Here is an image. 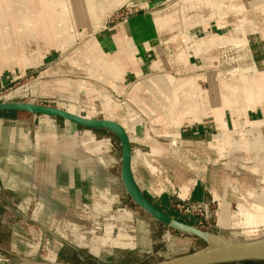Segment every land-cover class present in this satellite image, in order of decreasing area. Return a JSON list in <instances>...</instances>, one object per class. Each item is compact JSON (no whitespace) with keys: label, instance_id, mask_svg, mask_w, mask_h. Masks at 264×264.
Here are the masks:
<instances>
[{"label":"crops","instance_id":"crops-1","mask_svg":"<svg viewBox=\"0 0 264 264\" xmlns=\"http://www.w3.org/2000/svg\"><path fill=\"white\" fill-rule=\"evenodd\" d=\"M119 4L143 8L110 25ZM19 80L12 99L122 125L154 205L218 202L220 226L245 238L219 235L263 238L234 206L251 225L264 192V0H0V90ZM1 204L41 226L56 258L150 264L194 249L129 197L120 141L105 129L0 118Z\"/></svg>","mask_w":264,"mask_h":264},{"label":"rangeland","instance_id":"rangeland-1","mask_svg":"<svg viewBox=\"0 0 264 264\" xmlns=\"http://www.w3.org/2000/svg\"><path fill=\"white\" fill-rule=\"evenodd\" d=\"M125 3V2H121ZM123 4L117 5L113 11L114 14L112 15L111 18L108 19L109 24H115L117 21L121 20L122 18H126L130 14L136 13L140 11L143 7L142 5L135 4L134 6H122ZM122 6V7H120ZM120 7V8H119ZM243 43V42H242ZM227 66H222L220 69V73L224 72V69L227 70L228 72L230 71V68H226ZM232 70V67H231ZM228 72H224L225 74H228ZM25 80H19L14 84H11L10 86H6L5 89L0 90V102L4 100V96L7 94L16 91L17 89L21 88V86L24 84ZM13 98V97H12ZM8 102H24V103H38V104H44V105H50L54 107H58L56 103L52 101H47V102H37L31 100V99H11L8 100ZM59 108V107H58ZM23 115V113H19L14 117H4L0 116L2 119H15L19 116ZM26 116H33L30 114H24ZM95 119H101L100 117H97ZM263 181V182H262ZM260 183V184H259ZM263 184V185H262ZM261 186V190L264 189V179L257 182L256 187ZM260 194L256 195L257 202L258 204V210H256L255 216L252 215L253 217V223L248 224L240 214V210L236 209L235 207V220L237 223L240 222L241 226H245V231H252L254 234L255 229L260 233L257 236L264 237V192H258ZM255 195H253L251 198H254ZM167 205V207H166ZM165 207V212L172 217L178 219V220H184L190 225L196 226L202 230L210 231L216 234H221L226 237H229L231 239H243L245 237H241L237 235L238 231L244 230L243 227H238L235 232H233L232 228H222L219 224V203L218 202H213L211 203L210 209H209V214L207 215L204 211L200 215H187L184 214L183 212L180 211H175L174 209L169 207V200L167 203L164 205ZM24 211H16V210H11L9 209V206L5 204L0 205V262H6V263H16L19 261L18 256L25 257L31 260L35 261H50V262H55L56 259L59 262H62L63 260L69 261L71 264L72 263H77V264H97L95 263L92 259H90L86 254H84L81 251L78 250H73V249H62L60 252V255L58 258H56L57 253H51L50 249L51 247L48 246V243L46 242L44 236V230L41 228V226L37 225H25L24 223L21 222V219L25 216ZM255 222V223H254ZM256 222L259 224L256 226ZM158 223V222H157ZM161 224V223H159ZM162 226H165L161 224ZM256 227V228H255ZM167 230H171L174 233H177L178 235H182L184 237H188L190 239L194 240V250H198L202 247H204L206 244L202 240L190 236L188 234H184L178 231H175L167 226L164 227ZM18 233L19 238L18 241L15 240L14 234ZM163 239V238H162ZM164 240H162L163 244H165ZM29 241V242H27ZM31 245L34 247L35 252L31 251ZM50 248V249H49ZM52 251V250H51ZM51 255H50V254ZM232 264H264V260L261 261H250V262H237V263H232Z\"/></svg>","mask_w":264,"mask_h":264},{"label":"water","instance_id":"water-1","mask_svg":"<svg viewBox=\"0 0 264 264\" xmlns=\"http://www.w3.org/2000/svg\"><path fill=\"white\" fill-rule=\"evenodd\" d=\"M19 91V90H16ZM14 97V96H13ZM0 102V112H17L34 116H47L62 119L88 129H105L113 132L119 139L122 148V181L132 201L152 216L157 222L184 234L196 237L205 246L190 253L169 260L150 264H226L264 260V237L250 241H231L223 236L202 230L196 226L160 211L141 192L131 172V142L127 131L119 123L105 119H91L73 114L67 110L38 103ZM19 261L7 264H71L62 262H37L18 256Z\"/></svg>","mask_w":264,"mask_h":264},{"label":"built area","instance_id":"built-area-1","mask_svg":"<svg viewBox=\"0 0 264 264\" xmlns=\"http://www.w3.org/2000/svg\"><path fill=\"white\" fill-rule=\"evenodd\" d=\"M211 203L213 202H181L176 198H172L169 201V207L175 211H180L187 215H200L203 211L208 215ZM0 264L7 263L0 262Z\"/></svg>","mask_w":264,"mask_h":264},{"label":"trees","instance_id":"trees-1","mask_svg":"<svg viewBox=\"0 0 264 264\" xmlns=\"http://www.w3.org/2000/svg\"><path fill=\"white\" fill-rule=\"evenodd\" d=\"M19 115V113H17V112H0V116H4V117H7V118H9V117H14V116H16V115ZM24 114V113H23ZM167 199L165 198L163 201H162V204L160 205V204H155V207L156 208H158L160 211H162V212H164V213H166L165 212V204L167 203ZM166 207H167V205H166ZM167 214V213H166ZM169 215V214H168ZM171 216V215H170ZM181 222H184V223H187V224H190V223H188V222H186V221H184V220H180ZM226 264H232V263H226Z\"/></svg>","mask_w":264,"mask_h":264},{"label":"bare ground","instance_id":"bare-ground-1","mask_svg":"<svg viewBox=\"0 0 264 264\" xmlns=\"http://www.w3.org/2000/svg\"><path fill=\"white\" fill-rule=\"evenodd\" d=\"M19 91H20V90H19ZM13 95H15V92H14ZM13 95H10V94H9L8 97H7V96H6V97L4 96V98H5V99L12 98L11 96H13ZM247 219H249V218L247 217Z\"/></svg>","mask_w":264,"mask_h":264}]
</instances>
